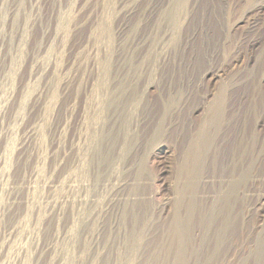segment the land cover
Instances as JSON below:
<instances>
[{
	"label": "rangeland",
	"instance_id": "obj_1",
	"mask_svg": "<svg viewBox=\"0 0 264 264\" xmlns=\"http://www.w3.org/2000/svg\"><path fill=\"white\" fill-rule=\"evenodd\" d=\"M128 1L0 0V264H264V149L259 152L264 147V0H203L205 7L194 12L192 22L181 25L182 42L195 35L179 54L182 69L165 66L164 77L157 75L152 101L170 76L174 87H182V98L171 100L174 106L181 101L184 125L192 121L188 115L200 125L183 139L179 128L177 136L171 129L152 135L143 163L148 199L129 200L119 226L112 230L107 218L97 232L101 216L97 207L91 215L87 194L109 150L101 138L106 130L98 131L100 137L92 134L96 124L90 120L104 101L116 97L112 88L117 74L122 80L124 48L131 56L142 53L140 66L146 71L166 50L162 41L135 46L137 6ZM128 10L133 13L127 15ZM126 24L131 26L127 37ZM88 56L101 57L97 66L105 82L98 89L102 94L93 93L88 101L98 100L87 106L89 112L85 99L69 102L70 75L79 58ZM239 173L248 175L237 178ZM243 178L249 183L244 194ZM81 201L87 206L76 205Z\"/></svg>",
	"mask_w": 264,
	"mask_h": 264
},
{
	"label": "bare ground",
	"instance_id": "obj_2",
	"mask_svg": "<svg viewBox=\"0 0 264 264\" xmlns=\"http://www.w3.org/2000/svg\"><path fill=\"white\" fill-rule=\"evenodd\" d=\"M131 1L134 2L133 0H131ZM135 4L136 5L133 4L134 9L136 6L137 7L135 10L136 11L135 12L136 17H135L134 30H135L136 34L138 33V31L140 32V39L138 41H136L137 43L136 42L134 43L135 46H139L138 48H140V46L144 47L143 45L146 43H148V45L151 46L152 43L154 44L155 42L158 43V41H162L163 43L166 44V45L164 44L166 46V50L163 51L162 56H161V53H160V56L157 54V56H159V57H156V63L158 64V66H156L157 64L156 65L154 64L156 66V68H154L155 66L154 67L152 66L151 68H154V69L150 68V70L148 69V71H149L148 72L146 70H143L140 66L141 63L144 62L142 59L143 58L142 53L140 54V57L136 56V55L131 56L132 53L129 54L130 48H127V47L124 48L126 50L122 53V80H119L120 75L117 74V76H116L117 81L114 79L116 81L115 82L116 85H114V87L112 88L114 90V93L116 94V97H115V99H113L110 102H107L108 100L106 102L102 101L103 104H101L99 111L98 112L96 111L97 115L95 117H92L93 118V119L91 118L92 120L89 119L90 121H92L90 123L91 125L93 123L96 124V126H94L95 131H94V133L91 132L92 134H96L97 137H100L101 134L99 133L100 132L99 130L103 129V132L106 130L105 131L106 133H104L105 135H101V138L102 137L104 139L106 138L105 140H107V146L106 145L105 146L109 150V151L107 150L108 153L105 152V154H102V156L104 155L103 156L104 162L103 163L100 162V166H101V163H102V165L105 163V168L103 169L102 168L103 166L100 167L97 164V166L102 168L103 170L100 169V170H102V172H101L96 167L97 171L100 172V173H98L99 177L97 179V182L94 184L93 187H91L92 189L89 190L88 194H87L88 201L91 204L90 208L93 209V210L92 209L90 210V211H92L91 215H92V213H94L93 211L97 207L99 209L98 213H100V216H101V218L97 222V230H98V231L96 230L97 232H101V230H104V227H106V225H104V224L106 223L107 218H109V221L111 222V225L109 223L110 228L112 229V227H114L113 229L115 230V227L118 225L119 220L120 221L123 220L121 218V216L124 214H121V212H122V209L124 210L123 207L128 203L129 200H132V199L134 200L137 198V199H141L145 202V200L148 199L147 190L145 189V187L148 184L146 185L147 177L145 175L146 173L144 174L143 163H144V157L147 153L146 149L148 146V142H149V139L153 137L152 135H155L158 132H161V134H164V133L166 134V132H169L171 129L172 136H177L176 129L179 128L181 130L178 132L179 138L183 139V136L186 137L184 134H187V133L190 134V131H192L193 129L197 130V128L200 125V124H198L199 119L198 120L195 119V117H193V115H191V116L188 115V117H190V121H191V118H192V121L187 124L188 126L184 125L185 124V116H184V118H182L183 117L182 115L185 113V110H184V107L182 106L181 101L179 100V104L177 103V105L174 106V104L171 100V99H176V98H178V99L182 98V95H180V91H182V87H180V86L174 87L173 80H170L171 79L170 76H168V79H167V81L169 80L168 83L166 82V84H162V85L160 84L157 87L158 89L156 91V95L158 98H156V99H158L157 100L158 102L156 101L155 103L152 101V97H153L152 94L154 92V91H152V88L154 87L155 81L157 80L156 79L157 75H159L162 72V74H163L162 78L164 77V73H165V69H166V68H164L165 66L168 67V70H169V66H171V67L176 66V67H179V69H182L181 65L183 63L182 61L184 58H183V56H179V54L183 49L186 50L188 48L189 41H190L191 37L193 35H195V32L192 33L191 34L192 36L190 37L189 33H188L189 34L188 36H185V34H187L186 30H185L184 36L187 37V39L184 38L183 40H186V41L182 42V40H181V38H182V36H181V33H182L181 32V25L185 24L186 22L191 23L193 16H194V12L199 10V9H203L205 7V2H203V0H135ZM132 13H133L132 11L128 10L126 14L131 15ZM184 27H186V26H184ZM130 30H131L130 24H126L124 26V30H123V33H125L126 37H127V31H130ZM126 42L128 43L129 40L127 39ZM157 45L158 44H156L155 46H157ZM161 45H160V47H161ZM149 47H147V48H149ZM160 47H159V49H160ZM163 47L164 46H162V48ZM149 49H153V48H149ZM133 50H135V48ZM146 50H144V51L147 52V54H146L147 55L146 58H147L148 57V51H146ZM154 50H156V49H154ZM152 52L153 51H151V53ZM182 53L184 54V57L187 59V56L185 55V53L184 52H182ZM134 54H136V53H134ZM143 54L145 55V53H143ZM141 55H142V57H141ZM153 57H154V55H153ZM100 60H101V57H98V56H88L84 61L81 60V58H79L78 67L73 71V73H71L70 78H69L71 95H69L70 101H69V99H68V101L70 103L72 102V104H73L74 100L76 101L78 98L79 99L80 98L85 99V101H86L85 108H87V110H88V107L90 106V104L92 105L94 102L97 103L98 100H96L95 98L94 99L96 101L94 100L93 103L90 102V104H89L88 101L91 100V98H93V93H98V92L101 93L100 90H98V89L101 86H103L105 83L103 81L102 75H100V72L102 70H100L101 68L97 66V63H99ZM146 60L150 61V62L153 61L151 59V57H148ZM84 62H86V64H85L86 66H85V69H82L81 66L84 64ZM153 63H154V61H153ZM189 66L190 65L187 62L186 63L187 70H185V71L188 73H189ZM113 72H115V71H113ZM113 75H115V74H113ZM209 75H211V74L209 73ZM109 77H110V75H109ZM111 77H113L112 74H111ZM112 80L113 79H111V83H112ZM109 82H108V84H109ZM60 86H61V84H60ZM66 88H67V83L65 85L61 86V88H60L62 90L60 93L62 95V96L60 95L61 97H64V94L66 92ZM67 90H68V88H67ZM107 91H109V90H107ZM103 94H104V92H103ZM112 94H113V92H112ZM98 96H100V94H98ZM101 97H102V95H101ZM97 99H99V98L97 97ZM85 101L83 100V102H85ZM69 102L68 103L66 102V103L69 104ZM97 105L98 104H96V106ZM90 107L93 108V106H90ZM96 108L98 109V107H96ZM64 109H65V107H64ZM68 109L69 108H67V110ZM91 110L92 109H90V111ZM65 111H66V109H65ZM69 111H70V109H69ZM66 112L69 113L68 111H66ZM71 112H73V110L70 111V113ZM88 112H89V110H88ZM91 114H94V113H91ZM82 117H84V116H82ZM88 118L89 117H87V119ZM83 120H86V118ZM77 121H80V120H77ZM244 123L245 122H243V124ZM61 124H60V126H62V127L60 129V136L62 137L63 132H64L63 131L64 128H63V124L62 125ZM240 125H242V123H240ZM79 127H80V124H79ZM91 127H90V130L94 129V128L91 129ZM239 127H238V129H236L237 134H235V135H237V137H239L240 133H241V135H243V133L241 132L242 130ZM243 127H244V125L241 128H243ZM194 130L192 131L193 133L195 132ZM81 132L84 133V131H81ZM81 132H78V133L81 134ZM192 132H191V134H193ZM78 133H77V135L79 136ZM86 133H87V131H86ZM219 134H220V132H219ZM147 136H150V137L148 138ZM80 137H82V136H80ZM208 137L211 138L210 135ZM242 137L243 136H241L240 138L235 137L236 138V148H238L239 146L242 145V140H241ZM222 138H223V141L226 140V136L225 137L222 136ZM246 139H248L247 140L248 142H249V139H252V141H254V136H251V138H246ZM85 140H84V142H85ZM185 140H186V138H185ZM185 140H183V141H185ZM207 140H208V138H207ZM210 140H208V141H210ZM86 141H89V140H86ZM94 141H96V140L94 139ZM176 141H177V139H176ZM79 142H81V141H79ZM102 142H104L103 144H106L105 141L102 140L101 143ZM89 143L91 144L92 141ZM101 143H100V145H101ZM249 143L251 144V141ZM92 144L95 145V142ZM182 144L184 145V143H182ZM83 145H84V143L82 144V147H83ZM96 145H97V143H96ZM232 145H233V143H232ZM253 145H254V142H253ZM261 145L264 146L263 140H262ZM79 146H77V148H82ZM88 146H86V144L84 146V147H87V151L89 150ZM231 146H230V148H231ZM157 147H159V149H160L161 145L160 146L157 145ZM245 149H246V147H245ZM263 149H264V147H261L259 152H263ZM84 150L86 151V149H83V151ZM99 150L100 149H98V151ZM98 151H96V153ZM254 151L255 150L253 148L252 153H254ZM91 152H93V151H91ZM79 153H80V151H79ZM102 153H104V152L102 151ZM87 154L88 153H86V156H87ZM91 154L93 155V153H91ZM91 154H90V156H91ZM97 155H98V157H100L99 156L100 154H97ZM253 155L254 154H252L251 156H253ZM76 156H78V155H76ZM83 156H85V155H83ZM93 156H95V154ZM93 156L91 157V160L95 158V157L93 158ZM250 158H252V157H250ZM75 159H77V157ZM84 160H87V158L85 157ZM88 160L90 161V159H88ZM92 161L94 162V160H92ZM250 161H252V160H250ZM64 162H65V160H64ZM76 163H77V161H76ZM84 163H83V165H84ZM252 163L253 162H250V164L248 163L249 166H248V164H247V166L252 167V166H250V165H252ZM240 164H241V162H240ZM84 166L86 167V165H84ZM88 167H90V165H88ZM63 168L64 167H62V169ZM75 169H76V166H75ZM78 169L79 168H77V170ZM240 169H242V167ZM243 169H244V167H243ZM247 169L249 170V168H247ZM250 169H253V168H250ZM84 170H86V169H84ZM61 171H60V173H61ZM250 171H252V170H249V172ZM65 172L66 171H64V173ZM87 172H89V171L87 170ZM245 173H248V172L245 171ZM91 174H92V176H94L93 174H96V173H94L92 171ZM247 175H244L245 179H246ZM61 176H62V174H61ZM238 176L239 177H237V178H240L243 175L241 173H239ZM90 177H91V175L88 177V179ZM238 180H240V179H238ZM89 181H91V178L89 179ZM145 181H146V183H145ZM245 181H244V178L241 179V181H240L241 185L244 182L242 186L245 188L244 189L245 191H242V193L243 192L246 193L248 190V187H249V183L246 184ZM88 183H87V188H88ZM92 184H90V185H92ZM81 185H83V184H81ZM83 188H81V189H83ZM140 188H144L145 190H142L143 192H139ZM242 190H243V188H242ZM78 194L81 195V192ZM82 195H83V197L85 196V194H82ZM136 200H135V202H136ZM153 200H154V198H153ZM83 201H85L84 198H83ZM83 201H81L78 204L76 203V205L79 206V204H81V203H86ZM88 201H87V203H88ZM148 202L146 203L147 205L150 204ZM87 203H86V206H87ZM168 203H169V200L166 201L163 204V206L168 204ZM61 205H63V204H61ZM133 205H132V207H134ZM80 206H82V205H80ZM88 206H89V204H88ZM129 206L130 205H128V207ZM143 206H144V204H143ZM139 207H138V209H139ZM79 209L80 208L78 207L76 210H79ZM85 209H86V207H85ZM85 209H83L82 212L85 213V211H86ZM88 209L89 208H87V210ZM123 213H125V212H123ZM82 214L83 213H81V215ZM89 214H90V212H89ZM74 216H75V214H74ZM119 216H120V219H119ZM122 217L124 218V216H122ZM83 220H85V219H83ZM93 222H94V220H93ZM121 223H123V222H121ZM76 224H78V223H76ZM121 225H120V227H121ZM80 226H82L81 222L77 226L78 229L81 230ZM83 227H84V225H83ZM80 230H79V232H80ZM75 232L78 233L77 230ZM97 232H95V233L97 234ZM77 233H76V235H77ZM80 233H82V232H80ZM92 235H93V233H92ZM99 235H100V233H99ZM77 236H79V235H77ZM77 239H78V237H77ZM93 242H97V241H93Z\"/></svg>",
	"mask_w": 264,
	"mask_h": 264
}]
</instances>
